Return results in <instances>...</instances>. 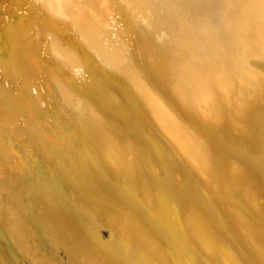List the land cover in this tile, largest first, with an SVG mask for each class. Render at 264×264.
<instances>
[{"label":"bare ground","instance_id":"obj_1","mask_svg":"<svg viewBox=\"0 0 264 264\" xmlns=\"http://www.w3.org/2000/svg\"><path fill=\"white\" fill-rule=\"evenodd\" d=\"M0 264H264V0H0Z\"/></svg>","mask_w":264,"mask_h":264}]
</instances>
